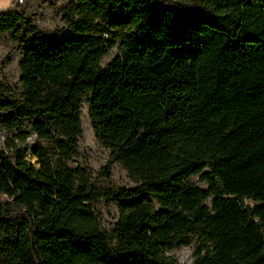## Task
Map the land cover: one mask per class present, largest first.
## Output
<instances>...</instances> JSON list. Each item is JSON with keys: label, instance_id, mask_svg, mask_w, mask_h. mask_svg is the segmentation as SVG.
Instances as JSON below:
<instances>
[{"label": "trees", "instance_id": "trees-1", "mask_svg": "<svg viewBox=\"0 0 264 264\" xmlns=\"http://www.w3.org/2000/svg\"><path fill=\"white\" fill-rule=\"evenodd\" d=\"M59 13L48 40L32 36L31 19L0 12V36L21 27L28 38L17 85H0V130L12 134L0 149V264H179L169 253L182 247L192 264H264V190L206 205L192 180L264 123L263 104L199 133L203 119L212 128L246 108L232 109L228 84L264 63V0H70ZM87 95L108 151L95 177L78 164ZM114 164L135 187L100 185ZM100 199L118 209L107 230Z\"/></svg>", "mask_w": 264, "mask_h": 264}, {"label": "rangeland", "instance_id": "rangeland-1", "mask_svg": "<svg viewBox=\"0 0 264 264\" xmlns=\"http://www.w3.org/2000/svg\"><path fill=\"white\" fill-rule=\"evenodd\" d=\"M69 1L23 0L21 4H13L9 10L33 21L35 32L32 36L56 40L58 38L56 30L62 26L59 9L66 6ZM11 2L12 0H0V12L7 11L4 9ZM25 39L28 38L25 37L24 28L21 27L0 36V85L2 88H13L18 83L19 46ZM116 55L117 47H114L103 58L102 67L110 63ZM228 96L232 109L236 101H240L239 103L246 108L233 118H229V113L225 112L223 122L216 125L214 123L215 126L212 128L206 123V119H203L199 127L201 139L215 132L224 123L233 121L249 110L264 104V63L254 69L248 68L231 79L228 84ZM88 97V95L85 96L80 103L82 132L78 140V164L95 177L107 164L108 151L95 139L88 117ZM202 115L207 114L202 113ZM11 136L12 134L8 135L0 130L1 150L6 149L5 141ZM31 163L34 161L31 160ZM192 180L198 187L200 200L206 205H210L214 199L229 190H264V123L250 127L226 143L218 154L202 163L198 174ZM100 185L118 189H130L136 186L117 164L108 169V177L102 178ZM6 201L8 199L5 196H0V202ZM93 207L104 229H109L116 222L118 209L113 201L100 199ZM192 251L191 247H182L170 252L169 256L179 264H192Z\"/></svg>", "mask_w": 264, "mask_h": 264}, {"label": "crops", "instance_id": "crops-1", "mask_svg": "<svg viewBox=\"0 0 264 264\" xmlns=\"http://www.w3.org/2000/svg\"><path fill=\"white\" fill-rule=\"evenodd\" d=\"M13 3H14V0H12V2L8 4L4 10H9L13 6Z\"/></svg>", "mask_w": 264, "mask_h": 264}, {"label": "built area", "instance_id": "built-area-1", "mask_svg": "<svg viewBox=\"0 0 264 264\" xmlns=\"http://www.w3.org/2000/svg\"><path fill=\"white\" fill-rule=\"evenodd\" d=\"M23 2V0H14L13 4H21Z\"/></svg>", "mask_w": 264, "mask_h": 264}]
</instances>
